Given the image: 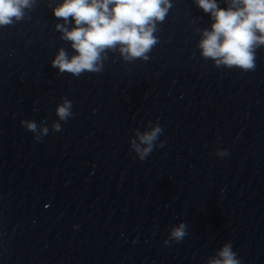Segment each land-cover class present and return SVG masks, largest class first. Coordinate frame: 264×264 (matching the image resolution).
I'll return each instance as SVG.
<instances>
[{
    "label": "clouds",
    "instance_id": "1",
    "mask_svg": "<svg viewBox=\"0 0 264 264\" xmlns=\"http://www.w3.org/2000/svg\"><path fill=\"white\" fill-rule=\"evenodd\" d=\"M34 0H0V26L13 23V18L21 20L24 9L30 8ZM227 7H219L217 0H195L197 7L210 14L213 23L211 30H203L199 42L201 54L219 64L237 66L243 70L255 69V49L264 45V0H226ZM109 5H112L111 9ZM171 7L170 0H63L53 8V15L64 20L56 29L63 33L62 38L72 42L75 55L70 59L61 49L52 66L60 72L79 76L85 71H100L101 53L105 49L119 51L125 59L142 58L147 60L151 48L158 43L153 35L157 22H163ZM73 18L71 30L65 27ZM257 33H260L258 36ZM71 102L65 101L57 108L63 120L71 115ZM27 123L30 131L36 130L34 123ZM59 129V125H54ZM47 132V129L43 130ZM161 130L140 137L148 144L142 153L151 150L152 141ZM137 151H140L137 146ZM184 225L172 232L177 241L185 236ZM230 245L219 252L221 259L210 264H239L234 259Z\"/></svg>",
    "mask_w": 264,
    "mask_h": 264
}]
</instances>
